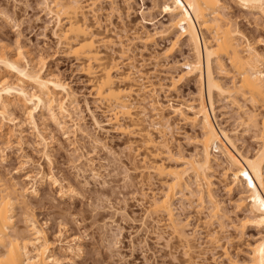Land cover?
<instances>
[{
  "label": "rangeland",
  "instance_id": "1",
  "mask_svg": "<svg viewBox=\"0 0 264 264\" xmlns=\"http://www.w3.org/2000/svg\"><path fill=\"white\" fill-rule=\"evenodd\" d=\"M221 1L224 8L221 13L262 56L264 69V17L244 10L235 1ZM81 3L92 33L109 41L98 48L102 57L118 63L121 73L127 72L130 65L140 70L143 79L138 82L135 75L137 85L146 86L150 82L155 85V99L166 105L163 114L170 129L163 130L166 135L163 132L165 139H162L157 129L148 126L149 119L141 126L154 140H164L170 154L160 146L156 157L150 158L153 149L148 151L133 133L116 129L110 114L93 99L91 78L82 74L80 63L67 55L66 43L56 38V25L45 10L44 0H0V56L18 59L21 66L60 81L69 95L67 98L61 92L57 96L66 109L63 118L66 132L53 125L47 113L38 111L34 113L37 126L34 129L28 123L22 101L15 98L8 112L13 120L0 122V176L7 185L15 184L24 197V204H16L14 208V228L23 232L24 211L32 213L60 264H187L185 243L163 225L164 220L157 224L147 215L146 195L140 193H157L160 188L157 178L150 180L143 173L145 162L156 159L176 166L182 164L176 163L175 157H199L202 153L197 142L199 126L185 119L194 114L198 99L197 79L187 73L193 61L191 47L185 38L178 36L179 31L169 28L175 16L170 1L81 0ZM146 35L152 38L145 44L142 38ZM174 41L176 45L169 51ZM222 62L231 76L225 57ZM213 66L215 70L216 65ZM217 70L216 77L231 85V78L219 75ZM172 75L180 76V81L170 89ZM1 80L12 85L18 83L11 71L0 66ZM24 87L32 91L30 85L25 83ZM132 98L137 99L135 95ZM238 100L243 109L251 110L249 103ZM215 102L220 118L214 120L216 126L228 128L237 151L249 157L255 155L259 142L253 130L239 126L241 112L217 94ZM152 114L148 112V116ZM120 124L127 121L121 120ZM144 158L147 161L143 162ZM209 164V180L221 221L213 220L205 226V215L210 211L206 198L202 204L204 214L200 215L195 209L196 197L187 191L185 198L174 202L176 219L186 221L184 234L190 239L189 255L195 264H226L222 251L227 250L236 264H248L251 247L260 243L264 235L260 219L250 211L246 199L248 178L235 173L217 146L210 150ZM41 173L52 175L57 184L38 183ZM34 182L36 196L30 193ZM188 183L195 191V177L190 175ZM140 196L145 198L142 203ZM206 229L219 233L220 246L214 249L204 243ZM58 235H62L64 242H59ZM74 238H79L81 252H66L63 243L73 244Z\"/></svg>",
  "mask_w": 264,
  "mask_h": 264
},
{
  "label": "bare ground",
  "instance_id": "2",
  "mask_svg": "<svg viewBox=\"0 0 264 264\" xmlns=\"http://www.w3.org/2000/svg\"><path fill=\"white\" fill-rule=\"evenodd\" d=\"M166 1H170L172 4L175 15L169 23V28L179 31L178 36L185 38L192 51L193 61L189 64L187 73L197 79L198 95H196L198 99H196L194 114L185 119H188L187 121L191 124L199 126L200 139L197 142L202 153L199 157L196 155L188 158L175 157L174 161L182 164L176 166L165 165L156 159L149 162L144 158L143 162H147L142 167L143 173L146 172L147 178L150 180L153 179L152 177L155 180L157 178L160 188L157 193L143 191L140 194L142 196V193H145L144 197L146 195L147 215L154 218V222L157 224L160 220H164L163 225L171 230L175 238L185 243L188 256L187 264H195L188 252L190 239L184 234V228L187 227L185 226L186 221L181 222L176 219L174 202L176 199L185 198L184 191H187L190 196L196 197L197 206L194 208L200 215L201 212L203 213L202 204L206 198L210 204V211L208 215H205V226L212 224L213 220H220L218 216L220 208L212 193L208 175L210 150L213 146H217L223 151L237 175L248 178L246 186L248 206L250 211L260 219L264 229V197L262 196L264 195L263 58L241 35L239 29L237 30L231 25L230 21L221 13L224 9L221 0ZM232 1H235L244 10L264 17V0ZM44 7L55 22L56 31L54 34L56 38L66 43V53L80 63L81 73L91 78L93 99L101 105L100 108H105L104 110L110 114L112 117L110 120L116 129L122 133L128 131L133 133L148 151L153 149L150 158L156 157L158 151L156 149L160 146L167 149L169 155L170 151L167 145H164V140H154L148 130L141 126L142 123H145L144 121L149 119L148 126L157 129L162 139L165 137V131L170 129L169 120L163 114L166 105L164 108L156 100L157 93L153 88L155 85L151 82L146 86L145 83H143L144 86L141 84L143 87L137 85L138 79L139 81L143 79L140 70L130 65L127 72L121 73L118 63L102 57L98 48L108 45L109 41L97 38L92 33L86 22L81 0H44ZM151 38L152 35H146L142 41L146 44ZM175 45L174 41L168 50L171 51ZM223 57L228 61L229 68L232 70L231 76L222 62ZM214 64L219 75L231 78V85L223 84L216 77ZM0 66L11 71L18 82L17 85H12L5 80L0 81V122L13 120L9 119L8 112L10 102L15 98L22 101L28 123L34 129H37L34 113L38 111L40 114L47 113L50 122L61 131L66 132L67 127L63 121L66 109L57 98L61 92H65L66 97H69L66 86L58 80L44 77L38 71L21 66L18 59L0 56ZM135 75H137V81ZM169 78L170 89L180 81V76L173 78L172 75ZM25 83L32 87V91L26 90ZM215 94L222 96L241 112L243 118L239 120L241 121L239 122L241 125L238 124L240 127L244 125V129L254 131L259 142V148L255 155L249 157V155L246 156L237 151L234 137L230 136L228 128L225 130V125L223 127L221 125L222 128L216 126L214 120H220V118H217L219 110L216 108ZM133 95L137 99L132 98ZM239 98L249 103L251 110L243 109V106L239 104ZM148 112L153 114L148 116ZM121 120L127 121V124H120ZM76 125L75 123L74 126L76 127ZM234 133L236 135L237 132ZM234 133L232 134L234 135ZM41 140L44 142L43 139ZM190 175L195 177L197 183L195 191L188 183ZM28 178L30 177L28 176ZM45 181L57 184L52 175L41 173L38 183ZM15 186V184L7 185L0 176V264H60V260L51 249L52 245L44 230L38 225L32 213L27 211H24V214L21 213L24 215L22 222L25 224L23 232L19 228H14V208L16 204H24L23 193L18 192ZM60 188L62 189V187ZM30 193L32 196L37 195L35 182L31 186ZM148 193L151 194L148 195ZM141 196L140 198H142ZM144 197L140 199V203L143 199L145 200ZM220 221L218 225L222 229L223 225ZM218 235L217 231L206 229L203 235L204 243L210 247L214 246L215 249L220 246ZM58 237L60 243L64 242L62 235H58ZM71 241L73 244L63 243L64 250L70 253L81 252L79 238H74ZM219 248L221 249V247ZM250 251L248 264H264V235L262 241L252 246ZM223 252L224 257H222L226 258L229 264H236V261L230 256V258L228 257L227 250ZM213 259L215 261V258Z\"/></svg>",
  "mask_w": 264,
  "mask_h": 264
}]
</instances>
